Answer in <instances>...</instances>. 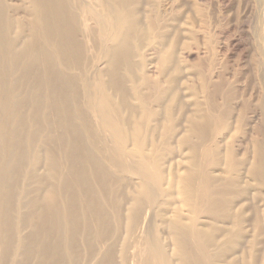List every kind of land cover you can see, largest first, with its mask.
<instances>
[{
  "label": "bare ground",
  "instance_id": "bare-ground-1",
  "mask_svg": "<svg viewBox=\"0 0 264 264\" xmlns=\"http://www.w3.org/2000/svg\"><path fill=\"white\" fill-rule=\"evenodd\" d=\"M13 1L0 0V68L9 64L13 69L37 68L40 71V67H43L47 70L50 81L47 85L51 84L48 86L51 91L47 94L52 95L48 104L53 108L49 110V114H52L50 116L55 122L56 113L59 112L60 117L57 121L61 127L58 126L60 127L58 129L64 128L74 141L85 137L91 149L83 152L84 148L81 150V147L84 145L80 146L81 143L76 145L75 149L80 156L82 153L86 156L84 161L87 157L92 158L94 153L101 155L103 159L99 164L102 170L98 174L101 179L99 184L101 187L108 184L111 187L112 199L108 200L111 209L116 213L115 220L119 225H126L123 231L125 237L120 244L119 252L114 246H102L101 243L106 242V235L115 231L106 223L110 220L106 213L108 209L100 203L91 187H85L87 195L94 196L87 197L86 206L83 208L86 212L83 210L80 212V206L77 205L81 199L78 200L72 194V198L67 200L65 196L67 191L70 193V183L66 173L62 171L57 173L59 166H54V163L59 161H53L54 163L51 164L48 162L52 170V173L49 172L52 174V179L59 181L60 188L57 193H60V197L57 199L55 195L51 196L49 193L47 197V189L44 196L42 193L34 204V212H31L32 226L27 225L26 218L21 216V232L31 229V235L29 233L28 236L24 235L21 241L18 240L19 247L15 244L20 258L31 253L33 264H64L66 255L71 257L70 260L76 257L79 249L76 238L81 237L80 240H83L81 244L82 246L84 244L86 251V264H131L130 259L136 258L132 250L147 245H144L143 236L150 239L157 235L153 221L159 208L160 194H166L181 200V205L179 204L178 208L173 207L169 212L170 216L164 222L171 240L169 247L173 248L172 258L170 257L173 263L167 254L164 264H174V262L176 264H264V149L258 147L256 149V146H253V150L256 149L254 153L252 151V155H255L254 157L251 155L253 158L244 161L242 159L247 155L245 154L242 159V156H239V159L240 152L238 151V154L234 151L228 142V137L224 139L223 145L218 141L219 138L215 137L218 131V126L214 125L217 117L204 110L201 102H195L193 110L187 109L186 112L183 110L179 87L174 88L178 81L173 77L169 78L167 87L160 81V74L165 73L167 69H160L155 64L158 75H150L153 69H146L149 60L142 56L143 42L153 40L155 37L157 38L155 41L160 45V35H156L155 24L147 27L140 20L141 13L137 6L143 2L141 0H15L21 2L19 5ZM131 6L137 9L134 10ZM19 10L23 11L25 16L18 17ZM96 31L101 48L105 44L104 48L109 59L104 72L92 76L88 73L92 62L88 57L85 58L84 50L86 52L90 42L96 50L97 44L93 43L96 40ZM24 59H27V62L23 61ZM137 59L141 62L138 63ZM8 68L10 69V66ZM152 77H155V80H152ZM4 89L9 93L8 88ZM33 91L31 93H34ZM39 96L42 97L41 94ZM175 104H178V108L174 111ZM207 104L209 103L206 102ZM41 106L39 105L38 110ZM38 110L35 109L34 112ZM41 110L38 111V115ZM172 122L174 126L170 125ZM176 123L178 124L175 126ZM163 125H165L164 134H161L164 140L160 141V129L163 130ZM171 130L173 135H170ZM185 133L197 134L199 141L194 144L192 138L188 137L189 139L186 140ZM177 136H179V140L177 139L179 146L185 143L190 150L189 167L183 170V173L181 171L180 175L171 171L173 164L164 165L163 160L157 155L163 145L167 147L168 140H174ZM67 139L71 141L70 138ZM67 142H64L65 145ZM55 146L60 149L58 147L60 145ZM222 146L226 147L225 154L223 153L224 159L220 158ZM52 148L54 151V147ZM131 148L152 164L149 172L153 178L146 180L148 174L144 172L145 175H142L140 169L133 165L132 158L127 156V169L136 175V180H124L127 181L124 186L123 181L113 179L112 173H108L105 169L111 168L112 165L122 175L123 172L126 173L113 156L122 158L124 153L125 155L130 153L128 151ZM55 153L57 155L58 152ZM153 154L157 156L151 157ZM206 162L210 165L213 163V167L219 163L222 165V176H225L223 185L216 186L218 183L214 185V177L208 172L210 165ZM87 163L85 162L84 166ZM176 164L178 166V163ZM86 176L85 170L81 168L75 170L74 179L78 182L77 186H80V188L76 187V190L82 188V183L85 182L83 178ZM127 176L125 174L124 178H128ZM115 183H119L120 186H116ZM165 186L167 191L163 190ZM125 190H129L128 194ZM91 211L94 216L93 222L92 219L90 221ZM113 211L112 213L115 214ZM1 215L0 218H3V214ZM203 215L207 216V220L201 221L200 217ZM83 217L82 228L80 224ZM27 221L31 223L30 220ZM97 227L102 228V235L96 232ZM83 230V234L80 235ZM138 234H140L139 238Z\"/></svg>",
  "mask_w": 264,
  "mask_h": 264
},
{
  "label": "rangeland",
  "instance_id": "rangeland-1",
  "mask_svg": "<svg viewBox=\"0 0 264 264\" xmlns=\"http://www.w3.org/2000/svg\"><path fill=\"white\" fill-rule=\"evenodd\" d=\"M141 1L143 3L141 5L138 4L137 6L138 10L141 13L139 17L140 20H142L143 24H145L147 27L151 24H155L157 27V31L155 30L156 35H160V45L158 41H155V39H157L155 37L153 38V40H144L143 42L144 45L142 56L144 58L146 57V59L149 60V62H147L146 69H153L150 75H158L156 69L157 65L160 69H167L165 73L160 74V81L166 87L169 86L166 84L169 78L173 77L176 79V81H178V83L174 85V88L179 87L178 91L183 102V110H185V112L187 111V109L193 110L195 107V102H201L203 104L204 110H208L213 114L215 118L217 117V121L214 125L218 126V131L215 135V137L219 138L218 141L223 145L224 139L226 140L228 137V142L233 147L234 151L238 154L240 152L238 158L239 156H242V159L245 154L247 155L242 160L245 161L253 158L255 155H252V151L254 153L257 147L264 149V0ZM15 2L18 3V1ZM18 4L21 5V2H19ZM131 8L134 10L137 9L132 6ZM19 16H25L23 11H18V17ZM96 33V40L93 42H96L95 44H97L96 50L93 49V45L91 44L92 42H90V44L88 43L86 52L84 50L85 58L88 57L89 61L92 62L90 69H88V73L92 74V76H96V73L101 74V72H104V70L108 66L109 59L104 48L105 44L103 48H101L98 31H96ZM104 37L106 36L104 35ZM105 56H107V59L105 58ZM23 61L27 62V59H24ZM136 61H138V63L141 62L140 59H137ZM162 61L163 63L161 64ZM163 64L164 66H162ZM9 66L10 69L8 68ZM150 66L152 68H150ZM1 68L0 184L2 187L0 186V217H2L1 214H3V218H0V221H3L2 223H0V264H33V262L31 261L32 254L30 253V250V252H28V254L30 253L29 255L21 258L19 256L18 247L20 244L19 241H21L20 239L24 235L28 236L29 233L31 235V229L29 231L25 230L21 232L20 227L22 225V222H20V218L21 216L25 217V223H27V225L31 224L32 226L33 213L31 212H34V204L36 203V200L42 196V193L43 196L45 195L44 192L46 189L47 197L48 193L51 196L55 195L57 199L60 197V193H57L60 188V186L58 185L59 181L57 179L53 180L51 174L52 170L50 164L53 161H59L58 163L56 162V164L53 162L54 166L56 165L60 167H57V173L61 171L62 173H66L67 180L70 183V193H68L67 191V195H65L67 200L72 198V194L78 200L81 199L79 201L81 204L78 203L77 205V207L80 206V212L82 210L86 212V209L84 210L83 208L86 206L85 203L87 202V197L94 196H88V193H86L84 189L85 187H91L94 194L100 200V203L102 205L104 204L103 206L108 209L109 212L106 210V213L110 217V220H107L106 223H108V226H111V228L115 231L110 235H106V242L101 244L102 246H114L116 251L119 252L121 249L120 244H122L123 238L125 237V234L123 235V231H125L126 225H119V222L115 220L116 213L111 209V206L109 204L110 200L112 199V195L110 194L112 193L111 187L109 186V184L105 187H101V185L99 184V182L101 181L98 176L101 170L99 164L102 162L103 158H101V155L94 153L92 158L87 157L84 161L86 156H84L83 153L80 156L79 152H77L75 149L77 148L76 145H79L80 143V146L84 145L83 147H81V150H83L84 148L83 152L91 149V145L89 146V144H87L88 141H86L85 137L79 140L76 139V143V141H74V138L72 139V136L70 137L69 133L65 131L64 128L58 129L61 127L57 121L60 117V115L58 116L59 112L58 114L56 113V117L58 119L55 118V122L53 121V117L50 116L52 114H49V110L53 108H50L49 105L52 99V95L50 96L49 94H47L51 91L50 87H48L51 86V84L47 85L50 83L49 77H47L49 76L47 70L43 69V67H40V71L37 68L13 69V66L9 64ZM45 76L47 79L44 78ZM154 78L155 77H152V80H155ZM4 88H8L9 93H6V91H4ZM47 88H49V90ZM32 91L34 93H31ZM45 93L47 96L45 95ZM40 94L42 97L39 96ZM37 100H39L40 103H37ZM100 102L103 103L101 99ZM206 102H208L209 104L206 105ZM38 104L40 106L42 105L41 108H43L42 110L41 108H39V110L42 111L41 113H39V115ZM35 105H37L38 107L36 108ZM175 105L176 107H173L174 111L178 108V104ZM35 109L38 111L34 112ZM43 111L46 112L43 113ZM36 119L39 122L36 123ZM170 120L172 121V119ZM34 122L35 124H33ZM36 124H38V127ZM177 124L178 123H176L175 126ZM170 125L174 126V122H172ZM164 126L165 125H163L162 128ZM224 126H226L227 128ZM56 127L60 131H58ZM53 129L55 130L53 131ZM32 130L34 131L31 132ZM50 130L52 132H49ZM63 130L65 133L62 132ZM161 133L164 134V128L163 130L160 129V141H163L164 139L162 138ZM170 135H173L172 130L170 132ZM179 136L174 137V140H168V145L166 144L167 147L163 145L161 152L159 151L157 154L158 157L163 160L164 165L173 164L171 171L177 174H179L181 171L183 173V170H187V168L189 167L190 159L189 146H187L185 143L179 146ZM188 137L192 138V143L194 144L199 141L197 134L185 133L184 138L188 140ZM48 138L53 139H51L52 141H48ZM67 138L71 139V143ZM63 141H66L68 145H65ZM45 143H47L48 146ZM210 143L211 142H208V144ZM42 144L44 145L42 146ZM57 144L60 145L58 146L60 147V149L55 146ZM63 145H65V147ZM253 146H256V149L254 148L253 150ZM52 147H54V151L56 149L55 152H58L57 155L53 151ZM224 149H226V147L222 146L220 150L222 152L220 153V158L222 157L223 159L225 154ZM178 150L180 153L178 152ZM64 151L68 154L64 153ZM128 152H133V154L128 153L127 155H125L124 153V156H122V158H117L115 155L113 156V159L115 161L117 160L116 162L126 170V173L123 172L122 175L120 172H117L118 169H116V167H112V165H110L111 168L108 166L109 169L106 167L105 170L110 174L112 173L113 179L117 181H123V184L125 186L127 181L124 180H136V175L133 172L131 173V171L127 169L126 166L128 163L127 159L132 158L131 161L133 165L137 169H140L142 175H145L144 172L149 175L146 176V180L152 179L153 177L149 172L152 164L141 157L138 152L136 153L133 148H131V150H129ZM54 153L55 155H53ZM48 154L50 155V157ZM58 155L60 156L57 157ZM76 155L78 157H76ZM157 155L153 154L151 157L154 158ZM53 156H55L56 159ZM83 156L84 158H82ZM60 157H62V159ZM87 160L89 164L87 163ZM85 162L87 163L86 166H84ZM176 163H178L179 167ZM185 164L187 165L185 166ZM207 164L210 165L209 162ZM212 164L209 166L208 172L211 173L214 177V185L218 183L216 186H221L224 184L225 179V176H222V165L220 163L218 165H214L215 168L217 167L215 169ZM3 167L7 170H5ZM75 167L76 169L81 168L85 170L87 175L86 178H83V182H85L82 183V188L80 190H76V187L80 188V186H77L78 182H76V179H74V172L76 170ZM34 168L35 170H32ZM125 174L126 176L128 175V178L126 179L124 178ZM120 178L122 180H120ZM115 185L120 186L119 183H115ZM163 190L167 191V187H163ZM128 192L129 190H125L126 194H128ZM99 194L103 195H100V197ZM180 201L181 200H179L178 198H173L166 194H160L158 208L159 212L157 211L155 219L153 221V223L155 222L154 227H156L157 235L150 237V239L146 238V236H143V238L141 237L143 240L145 239L144 245H147H145L143 248L132 250V253L136 254V258H134V260L130 259L131 264H164L165 255L167 254L171 263H173V259H171L173 248L169 247V243L171 240L168 235V227L164 224V222L165 220H167V217L170 216L169 212L171 211V209L175 206L178 208ZM112 211L115 214H113ZM91 219L93 222L94 216L92 214V211L90 212V221ZM200 219L201 221L207 220V216L203 215L200 217ZM27 220H30L31 223H28ZM83 220L84 217L81 219L82 223L80 224V227L82 228L84 226ZM89 224L92 225L91 222H89ZM101 231L102 228L97 227L96 232L102 235ZM83 232L84 230L80 233V235H82ZM19 236L21 237L19 238ZM139 237L140 234H138V238ZM4 239L7 241H4ZM80 239L81 237L76 238V241H78L77 243L79 245L76 257L70 260L69 258L71 257H68V255H66V257H64V264H86V251L84 244L83 246L81 244L83 240ZM15 244L16 246L18 245L17 248ZM32 248L33 246L31 247V249ZM14 253L16 256L14 255ZM13 257H15V260L13 259ZM68 259L70 260V262H68ZM4 261H6V263H4ZM174 264H176V262H174Z\"/></svg>",
  "mask_w": 264,
  "mask_h": 264
}]
</instances>
